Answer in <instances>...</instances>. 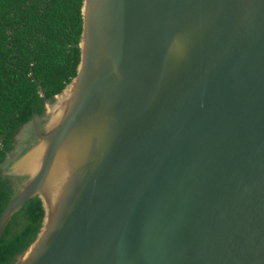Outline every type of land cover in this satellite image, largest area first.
Wrapping results in <instances>:
<instances>
[{"label":"water","instance_id":"95a60500","mask_svg":"<svg viewBox=\"0 0 264 264\" xmlns=\"http://www.w3.org/2000/svg\"><path fill=\"white\" fill-rule=\"evenodd\" d=\"M81 13L76 76L39 87L5 171L0 239L27 201L44 210L14 264H264V0Z\"/></svg>","mask_w":264,"mask_h":264},{"label":"trees","instance_id":"16d2710c","mask_svg":"<svg viewBox=\"0 0 264 264\" xmlns=\"http://www.w3.org/2000/svg\"><path fill=\"white\" fill-rule=\"evenodd\" d=\"M81 7L82 0H0V215L18 189L5 173L17 157V134L45 111L39 87L50 101L76 76ZM43 217L38 197L11 217L0 239V264L15 263Z\"/></svg>","mask_w":264,"mask_h":264},{"label":"rangeland","instance_id":"374dc122","mask_svg":"<svg viewBox=\"0 0 264 264\" xmlns=\"http://www.w3.org/2000/svg\"><path fill=\"white\" fill-rule=\"evenodd\" d=\"M50 106L52 107V103H50ZM17 138L19 141L22 140H26L27 139V135L25 134V132H23V130L17 134Z\"/></svg>","mask_w":264,"mask_h":264},{"label":"flooded vegetation","instance_id":"af4514ba","mask_svg":"<svg viewBox=\"0 0 264 264\" xmlns=\"http://www.w3.org/2000/svg\"><path fill=\"white\" fill-rule=\"evenodd\" d=\"M18 152L16 151L15 154H17ZM14 154V153H13Z\"/></svg>","mask_w":264,"mask_h":264}]
</instances>
